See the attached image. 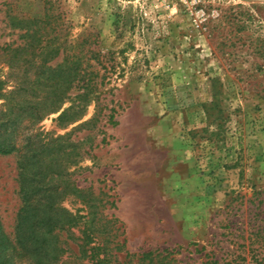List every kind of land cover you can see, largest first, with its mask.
Instances as JSON below:
<instances>
[{
	"label": "rangeland",
	"instance_id": "374dc122",
	"mask_svg": "<svg viewBox=\"0 0 264 264\" xmlns=\"http://www.w3.org/2000/svg\"><path fill=\"white\" fill-rule=\"evenodd\" d=\"M45 8L99 74L81 121L56 120L67 102L36 126L74 146L59 201L78 222L58 264H264V0H0V49ZM17 161L0 156L11 240Z\"/></svg>",
	"mask_w": 264,
	"mask_h": 264
},
{
	"label": "trees",
	"instance_id": "16d2710c",
	"mask_svg": "<svg viewBox=\"0 0 264 264\" xmlns=\"http://www.w3.org/2000/svg\"><path fill=\"white\" fill-rule=\"evenodd\" d=\"M56 18L45 8L41 18L12 19L11 28L23 31V42L0 49V63L8 67L4 78L0 71V156L18 154L20 200L13 240L0 222V264H16L14 255L25 259V264H58L63 253L59 233L69 232L78 222L59 201L66 186L58 164L62 155L70 153L65 150L74 146H64L65 138L44 136L36 126L67 102L70 105L56 120L81 121L98 99L99 74L90 69L85 56L67 51L58 37L59 25L52 23ZM60 54L62 61L54 63ZM254 56L264 61L260 38ZM74 89L78 93L71 97ZM96 116L76 128L92 123Z\"/></svg>",
	"mask_w": 264,
	"mask_h": 264
}]
</instances>
